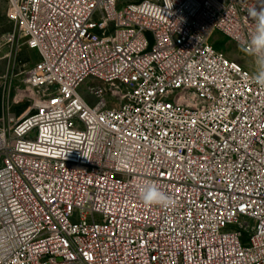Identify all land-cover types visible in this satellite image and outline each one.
<instances>
[{
    "label": "built area",
    "instance_id": "built-area-1",
    "mask_svg": "<svg viewBox=\"0 0 264 264\" xmlns=\"http://www.w3.org/2000/svg\"><path fill=\"white\" fill-rule=\"evenodd\" d=\"M118 4L8 0L39 60L3 94L0 264H264V88L212 42L258 0Z\"/></svg>",
    "mask_w": 264,
    "mask_h": 264
},
{
    "label": "rangeland",
    "instance_id": "rangeland-1",
    "mask_svg": "<svg viewBox=\"0 0 264 264\" xmlns=\"http://www.w3.org/2000/svg\"><path fill=\"white\" fill-rule=\"evenodd\" d=\"M142 0H119L118 8L131 2ZM8 0H0V117L3 112V94L8 93L9 89L18 86L26 71L39 60L37 51L29 49L20 39L15 45L8 43L6 36L13 29V24L8 16ZM217 49H225L230 52L232 57L245 62L253 63V58L247 55L228 37L215 34L212 38ZM82 94L90 98L86 87L82 86ZM14 115L18 120L32 112V107L27 101H23L20 106L14 108Z\"/></svg>",
    "mask_w": 264,
    "mask_h": 264
},
{
    "label": "clouds",
    "instance_id": "clouds-1",
    "mask_svg": "<svg viewBox=\"0 0 264 264\" xmlns=\"http://www.w3.org/2000/svg\"><path fill=\"white\" fill-rule=\"evenodd\" d=\"M248 14L254 28L243 41L242 50L253 58L255 71L250 78L252 83L264 88V0H258L256 6L248 9ZM141 199L148 206H168L172 203V198L168 194L150 182L142 187Z\"/></svg>",
    "mask_w": 264,
    "mask_h": 264
}]
</instances>
